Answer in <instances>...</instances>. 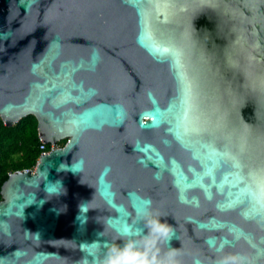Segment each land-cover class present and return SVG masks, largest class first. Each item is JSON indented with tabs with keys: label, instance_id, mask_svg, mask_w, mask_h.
<instances>
[{
	"label": "water",
	"instance_id": "95a60500",
	"mask_svg": "<svg viewBox=\"0 0 264 264\" xmlns=\"http://www.w3.org/2000/svg\"><path fill=\"white\" fill-rule=\"evenodd\" d=\"M0 264H264V0H0Z\"/></svg>",
	"mask_w": 264,
	"mask_h": 264
},
{
	"label": "trees",
	"instance_id": "16d2710c",
	"mask_svg": "<svg viewBox=\"0 0 264 264\" xmlns=\"http://www.w3.org/2000/svg\"><path fill=\"white\" fill-rule=\"evenodd\" d=\"M39 146L37 122L33 117H25L12 127L4 126L0 120V189L9 174L34 169L41 154ZM46 149L49 151L50 145Z\"/></svg>",
	"mask_w": 264,
	"mask_h": 264
},
{
	"label": "built area",
	"instance_id": "2783aa9c",
	"mask_svg": "<svg viewBox=\"0 0 264 264\" xmlns=\"http://www.w3.org/2000/svg\"><path fill=\"white\" fill-rule=\"evenodd\" d=\"M38 138H39V144H40L39 149H40V152H41L40 156L41 155H45V154H47L49 152L46 149L47 145L42 143V141H41L39 136H38ZM57 147H59V146H50V149H54V148H57Z\"/></svg>",
	"mask_w": 264,
	"mask_h": 264
},
{
	"label": "rangeland",
	"instance_id": "374dc122",
	"mask_svg": "<svg viewBox=\"0 0 264 264\" xmlns=\"http://www.w3.org/2000/svg\"><path fill=\"white\" fill-rule=\"evenodd\" d=\"M61 142H62V141H61ZM61 142H58L55 146H57V145L59 146V144H61ZM59 147H61V146H59Z\"/></svg>",
	"mask_w": 264,
	"mask_h": 264
},
{
	"label": "clouds",
	"instance_id": "9594fccd",
	"mask_svg": "<svg viewBox=\"0 0 264 264\" xmlns=\"http://www.w3.org/2000/svg\"><path fill=\"white\" fill-rule=\"evenodd\" d=\"M196 264H199V261H197Z\"/></svg>",
	"mask_w": 264,
	"mask_h": 264
},
{
	"label": "flooded vegetation",
	"instance_id": "af4514ba",
	"mask_svg": "<svg viewBox=\"0 0 264 264\" xmlns=\"http://www.w3.org/2000/svg\"><path fill=\"white\" fill-rule=\"evenodd\" d=\"M65 144V143H64ZM58 146V145H57Z\"/></svg>",
	"mask_w": 264,
	"mask_h": 264
}]
</instances>
